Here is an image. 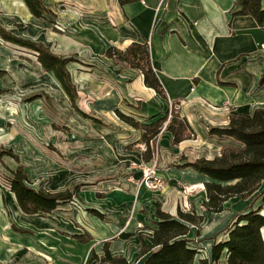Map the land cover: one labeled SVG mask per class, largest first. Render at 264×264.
<instances>
[{
    "label": "crops",
    "instance_id": "obj_1",
    "mask_svg": "<svg viewBox=\"0 0 264 264\" xmlns=\"http://www.w3.org/2000/svg\"><path fill=\"white\" fill-rule=\"evenodd\" d=\"M41 1L54 14L57 25L70 27V34L52 32L51 37L58 43L51 45L37 36L28 38L50 46L58 55L64 56L70 51L88 65L101 63V69L108 73L105 77L97 80V74L91 70L79 76L84 84L98 81L104 85L99 105L112 108L115 116L117 109L136 120L151 122L169 112V102H176L179 103L178 115L187 121L192 133L178 143L173 142L169 131L164 129L159 133L157 172L167 182L163 191L153 193L142 186L138 195L117 193L108 206L96 204L102 205L104 211L91 207L102 215L106 211H117L119 218L114 223L106 222V231L112 237L102 239L99 248L91 244L98 237L96 231L67 223L64 229L58 226L57 213L64 203L49 213L29 215L19 209L13 192L4 193L0 206L5 199L11 219L6 221L4 210L0 209L3 238L0 257L3 261L17 260L19 264H83L92 249L101 255L103 243L107 242L113 254L124 256L130 264H140L143 257L139 254L140 238L150 234L148 228L156 220L157 204L161 210L176 215L181 208L178 184L200 182L203 186L206 180L187 163L200 157L218 156L225 144L232 143L231 138L218 136L210 129L226 127L233 115L251 114L256 108H264V84L259 83L264 73V48H261L264 27L251 15L233 13L239 9L238 0H133L125 4L118 0ZM1 4H18L23 19L30 25L42 20L29 12L23 0H1ZM261 6L264 9V0ZM131 42L147 43L151 66L165 97L145 86L139 70L104 55L110 46L124 49ZM117 125L134 131L137 140L140 138V130L118 116ZM143 152L138 148L126 151V155H132L133 162H141ZM198 195L191 194L190 202H202L204 189ZM251 197L231 198L226 203L236 206H225L218 213L207 212L217 219L227 218L220 229L216 224L206 230L200 227L196 235V228H191L189 237L192 233L198 239L207 237L204 243L207 258L211 256L212 244L226 237L223 230L234 216L251 205L255 207L248 202ZM261 213L264 214L263 207ZM93 215L104 220L103 216ZM124 216L130 217L125 219ZM140 221L149 225L138 228ZM82 233L89 234L90 240L80 242L74 238ZM32 235L35 239L27 238ZM216 264H227L226 256L223 254Z\"/></svg>",
    "mask_w": 264,
    "mask_h": 264
},
{
    "label": "rangeland",
    "instance_id": "obj_2",
    "mask_svg": "<svg viewBox=\"0 0 264 264\" xmlns=\"http://www.w3.org/2000/svg\"><path fill=\"white\" fill-rule=\"evenodd\" d=\"M21 13L18 4H1L0 0V24L19 36H37L51 45L58 43L51 37L52 32L70 34L68 25H57L50 15H45L36 25H30L25 22ZM64 56L72 57L68 68L78 91V108L100 122L82 117L70 106L60 84L51 72L41 68L34 52L0 38V153L11 150L19 161L18 163L7 154L1 156L0 198L4 193L9 194L6 183V178L10 176L8 168L15 169L21 164L33 188L49 191L70 189L75 193L72 200L65 202L58 210V226L64 229V224L67 223L96 231L98 237L91 244L99 248L102 239L112 237L106 231V222L114 223L119 218L117 211H106L102 215L104 220H100L90 209L96 206L104 211L102 205L96 204L108 206L117 193L140 194V187H145L141 166H132V155H126V151L140 148V143L134 131L117 125V116L112 108L99 105V96L105 91L104 85L98 81L91 85L84 84L79 78L80 74L89 70L95 71L97 80L105 77L108 73L101 69V63L88 65L70 51L65 52ZM228 145L235 146L238 143L232 140V143H227L222 148ZM178 185L179 188L176 189L180 196V209H193L198 213L201 210L204 215L199 228L206 230L216 224L220 229L225 224L227 218L217 219L208 214V211L200 209V200L190 202L191 194L198 195L203 191L200 182ZM166 186L167 182L163 178L159 189H145L156 193L163 191ZM263 187L264 181L248 202L264 209ZM3 202L0 209L5 211L3 214L7 221L11 216L5 206V199ZM225 206L232 208L236 204L225 203ZM129 217L124 216L125 219ZM69 221L72 223H68ZM145 224L146 221H140L138 228H146ZM262 234L264 237V229ZM191 237L193 245L199 249L196 257V264H199L198 260L205 258L207 254L204 245L207 237L198 239L194 233ZM221 237L222 234L219 235ZM27 238L35 239L33 235ZM58 238L60 242L61 237ZM74 245L76 249V241ZM0 264L19 263L17 260L3 261L0 257ZM83 264L93 263L86 259Z\"/></svg>",
    "mask_w": 264,
    "mask_h": 264
},
{
    "label": "trees",
    "instance_id": "obj_3",
    "mask_svg": "<svg viewBox=\"0 0 264 264\" xmlns=\"http://www.w3.org/2000/svg\"><path fill=\"white\" fill-rule=\"evenodd\" d=\"M29 12L37 18L45 15L53 16L41 0H23ZM125 4L133 0H118ZM239 9L234 14H248L255 18L259 26L264 27V9L261 0H238ZM0 38L8 43L31 50L41 68L51 72L66 94L70 106L82 117L91 118L94 122L99 119L88 116L77 106V89L72 81L68 63L72 57L58 55L41 41L19 36L0 24ZM104 55L114 62H122L140 71L145 86L152 88L158 95L165 97L162 85L157 78L150 62L146 42H131L124 49L110 46ZM260 84H264V73L260 76ZM116 115L125 123L140 130L139 142L146 145L142 154L144 162L152 158L150 141L155 140L162 130L172 134L173 142L189 137L192 129L187 121L177 112H166L163 116L151 122H142L134 117L115 110ZM169 116V118H168ZM167 121V122H166ZM211 133L227 136L238 143L222 148L220 154L211 159L200 157L187 166L204 175L202 182L205 198L201 202L204 211L218 213L225 209V203L231 198L245 199L255 195L264 181V108H256L251 114L233 115L226 127H213ZM7 154L18 161L17 155L11 150L0 153ZM10 176L6 178L8 189L13 192L19 209L29 215H42L51 212L58 205L72 200L74 192L65 189L50 192L44 188L35 189L21 164L15 169L8 168ZM264 190V187L262 188ZM261 206L237 213L233 221L223 230L226 237L212 244L210 258H200V264H215L222 255L226 256L227 264H264V214ZM95 215L102 217L98 211L90 209ZM156 220L148 229L150 234L140 238L142 257L140 264H196L199 249L193 245L189 237L191 228L195 227L198 235L203 213L177 209L172 215L160 209L157 204ZM80 242L90 240L87 233L74 235ZM102 254L91 250L89 263L93 264H130L124 256L113 254L107 242L103 243Z\"/></svg>",
    "mask_w": 264,
    "mask_h": 264
},
{
    "label": "built area",
    "instance_id": "obj_4",
    "mask_svg": "<svg viewBox=\"0 0 264 264\" xmlns=\"http://www.w3.org/2000/svg\"><path fill=\"white\" fill-rule=\"evenodd\" d=\"M261 48H264V43L261 44ZM179 109V103L176 102H169V112H177ZM158 137V136H157ZM157 138L155 140L150 141V148L152 150V158L149 162H132V166H141L142 169V181L146 188L148 189H159L162 187L163 184V178L157 174L158 170V150H157ZM140 149L145 151L146 145L144 143H141L139 145ZM188 209V208H187ZM200 209L204 208L201 206ZM199 213H202L201 210H199Z\"/></svg>",
    "mask_w": 264,
    "mask_h": 264
}]
</instances>
